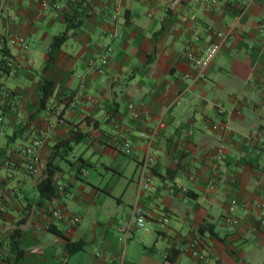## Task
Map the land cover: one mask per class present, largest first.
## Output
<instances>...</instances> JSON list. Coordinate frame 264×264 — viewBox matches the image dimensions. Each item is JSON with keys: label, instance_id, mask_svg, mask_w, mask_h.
I'll use <instances>...</instances> for the list:
<instances>
[{"label": "crops", "instance_id": "0c3cea01", "mask_svg": "<svg viewBox=\"0 0 264 264\" xmlns=\"http://www.w3.org/2000/svg\"><path fill=\"white\" fill-rule=\"evenodd\" d=\"M174 1L0 0V95L9 90L17 103L0 123V195H9L0 264H264V0L242 18L249 0ZM73 17L82 24L69 30ZM219 33V53L194 81L185 52L199 53ZM104 55V73L89 74ZM42 76L54 84L44 109ZM160 120L149 145L141 134ZM77 132L81 142L54 160L55 217V198L38 185L55 144ZM42 133L32 175L23 150ZM148 153L150 187L140 202L149 231L134 228L125 242L120 229L131 220ZM231 207L237 225L224 221Z\"/></svg>", "mask_w": 264, "mask_h": 264}, {"label": "built area", "instance_id": "2783aa9c", "mask_svg": "<svg viewBox=\"0 0 264 264\" xmlns=\"http://www.w3.org/2000/svg\"><path fill=\"white\" fill-rule=\"evenodd\" d=\"M254 2V0H249V3L242 9L240 13V18L243 17V15L246 13L248 10V7L251 5V3ZM178 3V0H175L172 3V7H175ZM212 4H216L215 1L212 2ZM44 6H47V3H44ZM225 41V36L223 33H219L218 35V41L212 43L199 53H194L191 50H187L184 54L185 58L188 59L189 61L193 62L197 74L194 77V81L204 79L206 76V71L209 69L211 64L213 63L214 59L216 58L217 54L219 53L223 43ZM27 48V47H26ZM111 48L107 47V51L111 52ZM108 56L104 55L98 60L92 61L89 66H88V73L91 75H100L104 73L105 71V66L108 64ZM17 108V103L15 101V97L12 94L11 91L9 90H4L2 94L0 95V123L3 124L4 119H5V112L7 110L9 111H15ZM220 112H223V109H219ZM64 122V121H61ZM163 125V121L160 120L157 127L151 132V133H142L141 137L146 138L148 141V144L151 145L154 140L156 139L160 127ZM225 130H230L228 125H225L223 127ZM44 137L45 133L41 134V137L37 139L33 145L25 148L23 150V154L25 158L27 159V166L26 170L29 174H35L37 172L38 166L41 162L40 158V148L42 147L44 143ZM123 153L125 154H130L131 153V146L128 143H125L123 145V148L121 149ZM218 157L221 158L223 157L225 150L223 148H220L218 152ZM152 161L151 155L148 153L143 161L142 164V177L139 183L138 187V194L136 198V203L133 206L132 210V216L130 222L123 226L120 231L123 237V240L126 242L128 241L131 236H132V230L134 228L142 229L144 231H149V228L147 227V220H148V214L147 211L143 208L141 205V196L150 187V180L146 179L144 177V172L149 165V163ZM65 187H62L59 190V195H62L64 193ZM9 195L7 194H1L0 195V212L5 211L7 202H8ZM235 202L233 201V205ZM52 207H53V212L52 214L57 217L60 214V208L57 202V198L53 199L52 201ZM233 207L230 208L229 213L225 216L224 221L230 225H237L239 224V220L235 218L231 212H233ZM262 224H264V219L262 221ZM181 251H187L191 253L193 256L198 257L201 261H206V257L204 255L198 254L195 249H180ZM3 254V245L2 241L0 239V259L1 255Z\"/></svg>", "mask_w": 264, "mask_h": 264}, {"label": "trees", "instance_id": "16d2710c", "mask_svg": "<svg viewBox=\"0 0 264 264\" xmlns=\"http://www.w3.org/2000/svg\"><path fill=\"white\" fill-rule=\"evenodd\" d=\"M81 24H82L81 20H77L76 17H73V18L69 19L68 29L69 30L77 29L81 26ZM67 39H68V33L67 32L56 37L53 40V43L51 45L50 53L55 48H60L63 44H65ZM5 56H7L9 58L8 53H5ZM50 61H52V58L50 59ZM39 88H40V97H41L40 98V107H41V109H44V108H46L47 103L50 100V98L53 96L54 84L52 83L51 80L47 79L45 76H42L40 78V81H39ZM83 136H84L83 134H81L80 132H77L72 140L60 141L57 144H55V146L53 147L51 160L49 161V163L47 165V177L38 185L41 196H43L47 199H53L57 196V191L55 190V188L53 186V178L57 172V169L54 166V160L56 159L57 156L65 158L66 154H68L70 151H72L74 146L78 145L81 142ZM19 234H20V231L15 230L10 235V243L12 246V250H13V252H15L16 256H19L21 254V250L18 247V242L16 241ZM82 248H83V245L79 244V243L78 244H69L67 246V249L70 253L78 252ZM2 255H1V258H2Z\"/></svg>", "mask_w": 264, "mask_h": 264}]
</instances>
